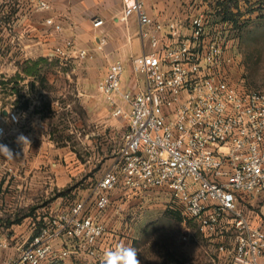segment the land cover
I'll return each mask as SVG.
<instances>
[{
	"label": "built area",
	"instance_id": "obj_1",
	"mask_svg": "<svg viewBox=\"0 0 264 264\" xmlns=\"http://www.w3.org/2000/svg\"><path fill=\"white\" fill-rule=\"evenodd\" d=\"M213 2L212 13L191 18L188 34L178 21L165 26L154 20L145 0L126 2L120 20L136 16L149 49L131 58L143 87L122 89V62L109 65L99 86L113 115L127 119L128 130L120 167L98 182V214L76 203L35 226L8 259L1 256L8 243L0 239V264H54L76 253L91 258L87 264H101L98 245L109 228L99 214L120 185L146 196L168 193L215 246L209 264H264V92L232 77L239 66L233 38L246 20L244 2ZM53 55L66 61L87 52L67 39ZM21 122L16 108L0 114V143L9 139L7 124L13 129Z\"/></svg>",
	"mask_w": 264,
	"mask_h": 264
},
{
	"label": "crops",
	"instance_id": "obj_2",
	"mask_svg": "<svg viewBox=\"0 0 264 264\" xmlns=\"http://www.w3.org/2000/svg\"><path fill=\"white\" fill-rule=\"evenodd\" d=\"M127 1L0 0V78L3 75L1 79L7 80L6 77L19 73L22 88L18 85L19 94L14 95L27 102L26 109L17 107L21 124L13 129L7 124L9 139L0 143L19 153V157L11 160L0 156V239L8 243V247L1 252L3 259L18 254L21 246L32 236L35 226L59 216L76 203L87 204L88 199L93 203L98 197V189L89 192L85 188V180L72 187V182L79 181L78 172L66 168V140L58 142L54 136L52 122L61 111H66V106L61 108L55 101L47 102L36 82L37 77L26 75L20 69L25 62L31 66L34 62L35 68H39L37 61L40 57H56L53 55L56 45L75 36L80 43L84 41L88 47L95 49L98 60L109 65L115 62L124 64L123 90L143 87V79L134 76L131 71V58L148 51L149 45L139 36L136 16L130 17L127 22L120 20ZM213 1L210 0L209 4L207 0H145V4L154 20L165 26L171 21H178L183 25L181 32L188 34L191 32V18L204 12L212 13ZM240 9L247 19L250 16L247 15V8L242 5ZM96 20H102V26L95 27ZM164 32H169L167 27ZM92 40L97 42L96 46ZM58 64L60 69L66 70L64 63ZM2 96L0 90V100ZM8 110L5 107L0 112L6 115ZM20 134L31 141V148L26 147L24 152L22 145L16 143ZM120 165L118 155L113 169H118ZM109 195L110 206L99 214L109 228L98 245L102 254L118 244L129 243L132 228L127 217L134 211L135 205L144 206L149 197L123 185ZM7 230L13 232L6 233ZM67 246H71L70 242ZM66 261L87 264L91 258L85 253H76L63 262Z\"/></svg>",
	"mask_w": 264,
	"mask_h": 264
},
{
	"label": "rangeland",
	"instance_id": "obj_3",
	"mask_svg": "<svg viewBox=\"0 0 264 264\" xmlns=\"http://www.w3.org/2000/svg\"><path fill=\"white\" fill-rule=\"evenodd\" d=\"M242 1L250 16L239 26L243 32L235 33L233 38L239 66L233 70L232 77L236 84L243 81L242 86L264 92V0ZM70 37L76 49L87 52L86 57L66 61L59 57H40L38 60H43L36 82L47 102L55 101L61 108L66 106V111H61L52 122L54 136L58 142L66 140V168L78 172L77 179L81 180L72 182V187L85 180V188L91 192L96 190L98 180L113 169L124 144L128 121L113 115L99 90L109 63L98 60L95 49L84 41L80 43L77 37ZM92 43L97 45L95 40ZM97 49L100 50L99 46ZM58 62L64 63L66 70L60 69ZM24 70L35 72L34 62L32 66L25 62L20 71L26 74ZM1 78L0 110L23 106L25 100L17 102L18 95H14L16 89L22 88L21 75L6 77L7 80ZM42 102L45 104L46 101L43 99ZM17 103L21 105L17 106ZM147 200L144 206L135 205L127 217L132 228L127 245L137 249L140 264H209L215 246L203 236L199 226L185 216L171 196L156 192ZM95 204L88 199L89 213L98 214ZM260 207L255 206L256 210ZM11 232L7 230L6 233Z\"/></svg>",
	"mask_w": 264,
	"mask_h": 264
},
{
	"label": "clouds",
	"instance_id": "obj_4",
	"mask_svg": "<svg viewBox=\"0 0 264 264\" xmlns=\"http://www.w3.org/2000/svg\"><path fill=\"white\" fill-rule=\"evenodd\" d=\"M16 143L22 145L23 152L26 147L31 148L30 139L23 134L17 137ZM0 156L11 160L19 157V153H14L8 145L0 144ZM101 264H140L138 251L131 245L118 244L115 248L108 249L104 252Z\"/></svg>",
	"mask_w": 264,
	"mask_h": 264
},
{
	"label": "trees",
	"instance_id": "obj_5",
	"mask_svg": "<svg viewBox=\"0 0 264 264\" xmlns=\"http://www.w3.org/2000/svg\"><path fill=\"white\" fill-rule=\"evenodd\" d=\"M42 60H43V59L38 60V61H37V64L40 65V63H41ZM24 72H26V75H33V76L39 77V75H40V68H37L35 72H34V71H27V70H26V71L24 70ZM14 93L19 94V89H16V90L14 91ZM21 98H22V97L19 96L18 99H17V102H18L19 99H21ZM22 107L26 109V108H27V102L24 103Z\"/></svg>",
	"mask_w": 264,
	"mask_h": 264
}]
</instances>
